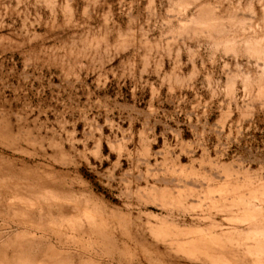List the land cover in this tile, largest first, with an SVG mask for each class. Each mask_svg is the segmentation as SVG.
<instances>
[{
  "label": "rangeland",
  "instance_id": "1",
  "mask_svg": "<svg viewBox=\"0 0 264 264\" xmlns=\"http://www.w3.org/2000/svg\"><path fill=\"white\" fill-rule=\"evenodd\" d=\"M0 264H264V0H0Z\"/></svg>",
  "mask_w": 264,
  "mask_h": 264
}]
</instances>
